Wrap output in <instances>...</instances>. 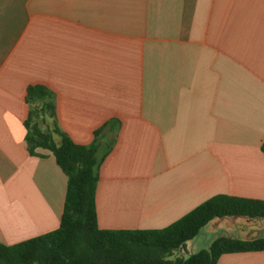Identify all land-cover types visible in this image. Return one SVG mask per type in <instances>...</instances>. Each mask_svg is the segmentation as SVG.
I'll use <instances>...</instances> for the list:
<instances>
[{"label": "crops", "instance_id": "crops-1", "mask_svg": "<svg viewBox=\"0 0 264 264\" xmlns=\"http://www.w3.org/2000/svg\"><path fill=\"white\" fill-rule=\"evenodd\" d=\"M30 85L51 91L72 142H97L100 229H162L219 194L264 201V0H0L5 245L56 230L64 207L53 155L28 153ZM229 219L171 258L241 239ZM216 264H264V251Z\"/></svg>", "mask_w": 264, "mask_h": 264}, {"label": "trees", "instance_id": "trees-1", "mask_svg": "<svg viewBox=\"0 0 264 264\" xmlns=\"http://www.w3.org/2000/svg\"><path fill=\"white\" fill-rule=\"evenodd\" d=\"M51 91L30 85L25 100L29 114L25 141L30 155L39 149L53 155L66 176L63 212L58 228L14 245L0 243V264H216L223 254L264 251V239L242 241L226 235L187 257L170 259L214 219L264 217V201L215 195L169 226L156 230H104L97 226V142L75 144L54 122ZM45 118L53 125L39 127ZM96 134V133H95ZM59 137L56 144L53 136ZM264 153V141L261 144Z\"/></svg>", "mask_w": 264, "mask_h": 264}, {"label": "rangeland", "instance_id": "rangeland-1", "mask_svg": "<svg viewBox=\"0 0 264 264\" xmlns=\"http://www.w3.org/2000/svg\"><path fill=\"white\" fill-rule=\"evenodd\" d=\"M37 121L38 122H40V117H38V119H37ZM43 127V129H45V127H44V125L42 126ZM233 219V220H232ZM232 219H229V223L230 224H234L233 226H234V228L236 229V232H234V234H235V236H238L239 235V237L242 239H245L246 237H245V235H244V233H243V226L247 223V222H251V221H247L246 220V218H241V219H238V221H237V219L236 220H234V218H232ZM228 223V224H229ZM223 228V227H222ZM228 229H225V228H223V229H221V233H224V232H228L227 231ZM238 234V235H237ZM170 259H172L171 257H170Z\"/></svg>", "mask_w": 264, "mask_h": 264}, {"label": "water", "instance_id": "water-1", "mask_svg": "<svg viewBox=\"0 0 264 264\" xmlns=\"http://www.w3.org/2000/svg\"><path fill=\"white\" fill-rule=\"evenodd\" d=\"M234 219L239 218V217H233ZM241 218V217H240ZM247 221H258V222H264V217H256V218H246ZM264 225V224H263ZM252 232H255L256 235L255 236H251V237H246L245 239H239L242 241H252V240H256L259 238H263L264 239V226L260 229V228H256L254 230H252Z\"/></svg>", "mask_w": 264, "mask_h": 264}, {"label": "flooded vegetation", "instance_id": "flooded-vegetation-1", "mask_svg": "<svg viewBox=\"0 0 264 264\" xmlns=\"http://www.w3.org/2000/svg\"><path fill=\"white\" fill-rule=\"evenodd\" d=\"M247 220V219H246ZM264 222H258V221H251V222H247L244 226H243V233L245 236H255L256 233L252 232V230L256 229V228H262L264 225ZM234 225V224H233Z\"/></svg>", "mask_w": 264, "mask_h": 264}]
</instances>
